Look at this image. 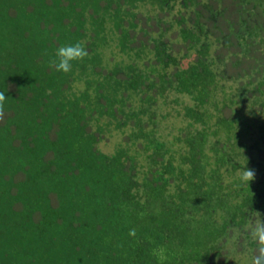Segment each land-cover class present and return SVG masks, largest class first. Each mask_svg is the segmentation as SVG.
<instances>
[{"label":"trees","instance_id":"trees-1","mask_svg":"<svg viewBox=\"0 0 264 264\" xmlns=\"http://www.w3.org/2000/svg\"><path fill=\"white\" fill-rule=\"evenodd\" d=\"M173 1L0 0V264H217L228 227L264 211V171L256 182L238 179L262 165L253 151L264 143V54L244 45L254 60L244 74H228L227 55L213 56L264 33L244 6L264 12V0H240L234 18L218 0H180L186 12L157 31L141 27L155 64L100 65L110 39L122 51L133 46L137 12L165 21L156 11L175 12ZM173 25L177 34L166 39ZM76 42L88 56L57 72V49ZM230 78L244 80L229 90ZM169 91L193 101L182 108L186 126L167 139L155 102ZM218 92L214 111L207 103L215 106ZM104 131L122 135L114 152L98 145Z\"/></svg>","mask_w":264,"mask_h":264},{"label":"rangeland","instance_id":"rangeland-1","mask_svg":"<svg viewBox=\"0 0 264 264\" xmlns=\"http://www.w3.org/2000/svg\"><path fill=\"white\" fill-rule=\"evenodd\" d=\"M179 1L180 0L173 1L174 10H175V12L173 13H170L168 11H161V10L156 11L157 16H159L160 18L163 17L165 21H159V20L156 21L155 17L152 16V18L149 19V22H147L144 18V15L140 11L137 12L136 21L139 22L140 27L137 28V32L134 31V29L132 28L130 30V33L134 34L133 37L136 36L134 39V42L132 43L133 46L131 48H127L126 50L122 51L115 44V39H110L111 41L110 46L103 47L102 53L99 54L100 65H102L105 68H110L115 63V61L122 60V63H130L133 65L134 63L135 64L138 63L142 66L143 64H146L148 62L147 60L149 57H151L152 64H155V62L157 61L154 60L153 53L150 50L143 49V47L145 46H147L148 48H151L153 43L152 41L147 39L148 34L146 35V33L142 31L143 29H141V27L144 26L145 28L157 31L158 29L156 28L158 27V25L164 26L166 24V21H169L170 18L177 17V14L179 13V11L186 12L187 8H190L189 6L184 8L180 4ZM238 2H240V0H218V3H219L218 7L225 6L226 7L225 12L227 13V16L230 18H234L235 11L237 10L236 6ZM244 6L246 9L245 11L246 14L255 12L253 16H256V20L264 22V12L263 11L260 12L259 9L261 7L259 6V4H256L255 6L253 1H248L244 3ZM263 10H264V7H263ZM167 13L169 15H167ZM166 16L167 17L170 16V17L167 18ZM140 21L142 22L140 23ZM210 28L213 34L220 33V31L217 28H214L213 26H211ZM176 34H177V26L173 25L172 28L168 31L166 39L170 36L173 37ZM174 45L177 46L176 44ZM244 45L248 46L250 50L251 49L253 50V51H250V53L252 54H258V52L264 54L263 53L264 52V33L257 34V35H254V34L248 35L243 44H239L235 41L234 44H232V46L229 48H223L222 46H220L219 49H213V53H214L213 56L216 60L220 59L218 57V55L220 54L222 55V57L227 55L225 61H223L220 64H222L223 69H225L228 74H236V73L244 74L245 70L248 71L247 73L249 72L252 73V70L249 71V68L254 65V60L250 56L242 55L243 54L242 47ZM135 46H138V48H136ZM193 56H194V53H192L190 56L187 55L185 58H183L182 65H187L188 61L192 59ZM238 59L241 61L237 62ZM220 64H219V68H222ZM155 67H157V65H155ZM260 73H262V71L259 70V68H256V70L254 71V74L259 75ZM242 80L244 79L234 80L233 78H230V80H226L225 83H226L227 89L229 90L234 89L236 86L241 84ZM78 87H83L82 82H76L75 88H78ZM246 87H248V85ZM151 92L156 94L154 89H151ZM244 92L246 95L252 96V93L250 91H246L244 89L243 93ZM122 93L123 95H127L128 90L123 89ZM148 93L149 92H146V94ZM217 94H218V98L216 99L217 102L215 106L211 102L207 103L208 108L212 109V106H213L214 111H216V108L218 109V107L220 109L219 104L222 105L221 101H223L222 93L218 92ZM174 97L179 100V104L172 101ZM192 101L193 99L191 98V96L189 97L188 95L184 93H179L175 91L174 92L169 91L164 97L162 96L159 97L158 102L157 101L155 102V104L157 103V105L155 106V110L157 111V114L163 113L166 115L165 119L163 118L160 119V117L157 115V127L159 129L161 137L170 139L173 136V134H176L179 132L181 127L186 126L187 119L184 118L183 116L182 108L185 103L191 104ZM126 105H128V101L126 102ZM254 108H257L256 111L258 112V110L261 108L260 104L258 103L255 104ZM222 111H224L227 114L229 111V106L224 105V107L222 108ZM248 116L249 115H246L244 118ZM119 133L120 132H115L114 135H112L110 138L109 137L105 138V134H106L105 131L104 133H101V137L97 140L100 148L103 149L104 151L114 152L116 150V143L122 136L121 133L120 134ZM249 135L250 137L246 135L248 137L246 139H248V142L250 140L253 141L254 138L252 134H249ZM258 147L259 148L253 151V153L257 155L258 159L262 160V165L259 167L256 164L257 168L255 170V173H260L264 171V156H263L264 155V143L260 142V140H259ZM240 170L241 169H237L236 172H239ZM258 175L260 174H256V178L254 180L255 182L259 179ZM261 213L264 214V211L256 210L250 213L249 217L243 223L242 228L240 229L236 227H228V232L226 234V243H225L226 246L225 245L223 246L222 253L225 254L229 259L221 257L220 255H217L213 258L217 262V264H221L222 261H226L228 262V264H253L254 258L257 254V245L256 243L255 244L250 243V241H253L250 236V228L254 225L255 220L260 216ZM235 240H238L236 242L237 244H240L241 242V245L235 246L234 247L235 251L232 252L231 251L232 249L230 247L233 246L232 242ZM227 247L231 250H229Z\"/></svg>","mask_w":264,"mask_h":264},{"label":"clouds","instance_id":"clouds-1","mask_svg":"<svg viewBox=\"0 0 264 264\" xmlns=\"http://www.w3.org/2000/svg\"><path fill=\"white\" fill-rule=\"evenodd\" d=\"M88 56V51L80 42L74 44H67L61 46L56 51V60H53L51 64L55 67L57 72L68 73L72 70L73 61H82ZM6 101V95L4 92H0V119L4 115V103ZM256 178L255 170L246 167L238 175V179L241 184H249ZM130 234H135V229L130 230ZM250 236L257 245V254L254 258L253 264H264V214L255 220L254 225L250 228ZM158 259L163 261L166 259L164 250L160 249L157 253Z\"/></svg>","mask_w":264,"mask_h":264},{"label":"flooded vegetation","instance_id":"flooded-vegetation-1","mask_svg":"<svg viewBox=\"0 0 264 264\" xmlns=\"http://www.w3.org/2000/svg\"><path fill=\"white\" fill-rule=\"evenodd\" d=\"M224 258H227V256H223ZM221 264H228V262H226V261H222V263Z\"/></svg>","mask_w":264,"mask_h":264}]
</instances>
